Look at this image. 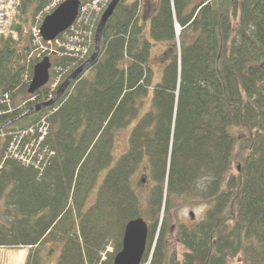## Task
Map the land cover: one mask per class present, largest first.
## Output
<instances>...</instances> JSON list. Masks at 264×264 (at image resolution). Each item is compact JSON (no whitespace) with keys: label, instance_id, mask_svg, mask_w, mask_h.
Wrapping results in <instances>:
<instances>
[{"label":"trees","instance_id":"16d2710c","mask_svg":"<svg viewBox=\"0 0 264 264\" xmlns=\"http://www.w3.org/2000/svg\"><path fill=\"white\" fill-rule=\"evenodd\" d=\"M49 1L9 4L10 27L0 32V96H27L21 79L39 59L26 58L24 14L29 3L34 16ZM141 1L119 0L97 58L52 106L0 130L4 146L9 132L56 108L46 141L55 156L44 176L14 159L2 164L0 246L27 248L25 264H42L39 247L48 241L61 243L55 264H112L126 222L141 216L148 234L140 264H228L236 257L264 264V0H158L147 34ZM156 42L164 44L163 68L153 83ZM34 94L27 108L48 98L47 85ZM21 111L0 113V124ZM131 123L127 148L115 158V134ZM144 159L152 187L143 205L131 181ZM181 194L197 195L206 210L193 226L178 224L181 256L167 255L170 197ZM107 245L112 250L100 261Z\"/></svg>","mask_w":264,"mask_h":264},{"label":"rangeland","instance_id":"374dc122","mask_svg":"<svg viewBox=\"0 0 264 264\" xmlns=\"http://www.w3.org/2000/svg\"><path fill=\"white\" fill-rule=\"evenodd\" d=\"M158 0H142L141 8H148L151 13L153 7L156 6ZM145 4V5H144ZM144 5V6H143ZM100 8V6H98ZM96 12H99V9L93 7ZM32 12V4H28L26 8V13L24 14L23 19V27L27 32L28 39L24 42L25 44H30V26L33 20ZM177 33L179 30L178 26ZM145 34H147V30H144ZM147 38H150L147 36ZM151 40V39H150ZM152 41V40H151ZM164 44L161 42H156L152 45L150 51V60L149 63L153 69V83L158 82L161 79L163 62L160 59L161 53L163 50ZM68 68V67H66ZM50 72V70H49ZM54 72H56V77L60 73V67H54ZM56 79L51 78L47 84L53 83ZM48 87V86H47ZM150 98H147L144 101L143 110L147 109L148 101ZM143 111H141L142 113ZM134 123V122H133ZM133 123L129 125L128 128L121 129L116 132L114 143H113V154L115 158L121 155L127 148L128 143V134L129 129L132 127ZM105 171H101L97 178L96 184L93 187L91 194L88 197L87 205L91 204L94 200V197L97 193V189L99 183L101 182L102 177L104 176ZM144 177V181H141V178ZM132 186L135 189L137 195L142 201L144 205V200L152 187V182L150 181V173L147 161L144 159L137 167L135 173L132 176ZM5 207V199L0 197V214ZM206 210V204H204L201 200L198 199L197 195H172L170 197V208H169V222L171 224L170 232L166 234L167 238V255L173 251L177 252V256H181L182 246L176 239V227L178 224H185L188 226H193L204 218ZM190 212H192L193 216H190ZM108 248L111 252L112 247L108 245ZM61 251V243L59 242H45L39 247V259L42 264H55L59 253ZM152 253V248L149 252L148 258H150ZM28 254L27 248L22 247H1L0 246V264H25V260ZM148 264V263H146ZM228 264H241L240 257H236L228 262Z\"/></svg>","mask_w":264,"mask_h":264},{"label":"water","instance_id":"95a60500","mask_svg":"<svg viewBox=\"0 0 264 264\" xmlns=\"http://www.w3.org/2000/svg\"><path fill=\"white\" fill-rule=\"evenodd\" d=\"M118 2L119 0H110L100 16V20L96 27L94 51L91 57L85 63L77 67L72 74L60 84L51 99L34 104L21 114H18L1 123L0 130L22 116L29 113H35L55 102L57 96L62 93L69 83L83 71L86 64L96 56L99 49V39L105 22L113 13ZM78 5L79 0H64L52 12L47 14L40 25V34L43 39H52L57 34L64 31L75 19ZM49 67L50 60L47 56L34 64L32 78L27 88L28 93L35 92L47 82L49 77ZM142 181H144V179H142ZM190 216H193L192 212H190ZM147 234V223L142 217L138 216L128 220L124 226L121 248L114 255L112 264H140L146 247Z\"/></svg>","mask_w":264,"mask_h":264},{"label":"built area","instance_id":"2783aa9c","mask_svg":"<svg viewBox=\"0 0 264 264\" xmlns=\"http://www.w3.org/2000/svg\"><path fill=\"white\" fill-rule=\"evenodd\" d=\"M97 1L98 0H93L91 3H86L81 6L80 13L83 16V20L80 21V23H90L91 13L95 11L93 7L99 9ZM6 23V15L3 3L0 0V29L3 28ZM33 30L36 31L37 29L34 27ZM84 33L85 30L73 29V32L71 34L65 35L60 39H56L55 49L52 50L50 47L49 51H56L59 54H71V49L80 42H83ZM34 34L36 35V32ZM35 41L39 43L38 48H47L45 45L39 42L38 38H35ZM48 43L50 44L49 41ZM2 102H6L7 108L0 111V113L10 111L11 107L9 106L7 95L4 96ZM46 133L47 123L44 119H42L38 123V126L14 134L13 137L9 140L8 146L5 151V156L22 159L26 162V165H32L34 168H38L43 162L48 161L46 151L42 150L44 148V146H42V140ZM16 135L20 136L16 137Z\"/></svg>","mask_w":264,"mask_h":264},{"label":"bare ground","instance_id":"6f19581e","mask_svg":"<svg viewBox=\"0 0 264 264\" xmlns=\"http://www.w3.org/2000/svg\"><path fill=\"white\" fill-rule=\"evenodd\" d=\"M11 1L14 2V0H11ZM62 1H64V0H62ZM60 2H61V0H50L45 6L42 7L41 11L43 13H50L58 6V4ZM109 2H110V0H98L97 1V5L102 8L101 12H103V9L105 10V8L107 7ZM141 4H142V1H141ZM141 4H140V11H141V14H142L141 22L144 24V30L146 29L148 31L149 30L148 27H149V20H150V17H151V13H148L144 8H141L142 7ZM96 14H97L96 12H92L91 16L93 18H95ZM82 20H83V16L77 10V15H76V17H75V19L73 21L80 22ZM175 25L179 27V30H178V33H177V31H176L177 28L174 26L175 34L178 35L179 32H180V26L178 24H175ZM95 33H96V29H94V26H92V25L89 26L88 30H85V33L83 35V42H80L79 44H77L75 47H73L71 49L70 64L67 65V67L69 68L67 71H69V70H71L73 68V70H72V72H73L77 67H79L80 65L85 63L91 57V55H92V53L94 51ZM99 42H100V39H99ZM91 46H93V50H92L91 53H89ZM98 53H99V49L97 51L96 56L91 61H89L86 64V66L84 67L83 71L97 58ZM149 60H150V58H149ZM72 72L70 73V75L72 74ZM23 83H25V77L24 76H22V79H21V84H23ZM55 109L56 108L52 107L53 111ZM17 120H15V121H17ZM14 122H12V123H14ZM35 126H38V121H36L35 123H33V124L29 125V126H26V127L19 128V129L11 131L10 134H8L7 138H8V140H10L13 137L14 134L22 132V131H25V130H28L29 128H32V127H35ZM20 135H16V137H19ZM48 136L49 135H45L43 137L42 141H47ZM42 146H44V148L42 150L46 151V154L48 156V161L47 162H43L38 168L37 167L32 168L33 170H36L35 173H37V175L39 177H43L44 176L46 167H48L51 164V160L55 156V150L49 149L47 144H43ZM169 159H170V153H169ZM169 159H168V163H169ZM16 161L19 162L23 166H25V164H26V162L24 160H22V159H16ZM1 167H2V165H0V170H1ZM142 179H144V177H142Z\"/></svg>","mask_w":264,"mask_h":264}]
</instances>
